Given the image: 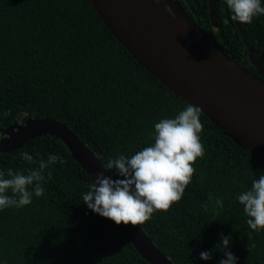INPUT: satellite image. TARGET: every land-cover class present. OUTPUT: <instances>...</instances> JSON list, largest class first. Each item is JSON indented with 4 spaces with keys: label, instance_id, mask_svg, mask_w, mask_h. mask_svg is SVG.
Returning a JSON list of instances; mask_svg holds the SVG:
<instances>
[{
    "label": "trees",
    "instance_id": "1",
    "mask_svg": "<svg viewBox=\"0 0 264 264\" xmlns=\"http://www.w3.org/2000/svg\"><path fill=\"white\" fill-rule=\"evenodd\" d=\"M205 36L248 71V47L225 0H174ZM264 66V16L241 23ZM120 44L90 0H0V136L41 117L65 123L101 162L153 142L154 123L186 104ZM205 148L183 197L138 224L174 264H217L219 234L231 233L237 264H264V230L253 231L235 199L264 173V161L201 112ZM20 151L61 154L45 195L0 211V259L6 264H150L110 218L82 201L91 178L53 135L0 152V168L30 167ZM115 178L114 170H108ZM221 203L217 205L216 200ZM212 250L211 260L199 253Z\"/></svg>",
    "mask_w": 264,
    "mask_h": 264
},
{
    "label": "water",
    "instance_id": "2",
    "mask_svg": "<svg viewBox=\"0 0 264 264\" xmlns=\"http://www.w3.org/2000/svg\"><path fill=\"white\" fill-rule=\"evenodd\" d=\"M173 13L159 0H90L120 44L167 88L198 105L224 134L264 161V79L232 59L209 40L173 0ZM213 2L210 15L214 18ZM238 25L250 62L264 75V66ZM46 135L59 138L95 179L110 175L98 155L63 122L41 117L0 136V152L15 150ZM118 226L150 264H174L137 225Z\"/></svg>",
    "mask_w": 264,
    "mask_h": 264
},
{
    "label": "clouds",
    "instance_id": "3",
    "mask_svg": "<svg viewBox=\"0 0 264 264\" xmlns=\"http://www.w3.org/2000/svg\"><path fill=\"white\" fill-rule=\"evenodd\" d=\"M225 4L231 19L240 23L251 24L254 18L264 16V0H225ZM200 116L201 108L188 103L175 115L161 117L153 125V142L131 155L121 151L109 157L102 166L114 170L115 178L97 172L95 179L86 185L82 201L116 224H142L157 210L167 211L183 197L196 171L195 161L205 154ZM17 155L31 166L17 170L0 168V211L23 208L34 197L45 195L53 166L66 163L59 153L49 152L46 158L28 151ZM235 199L248 217V227L253 231L264 230V173L253 178ZM216 203L219 205L221 201L217 199ZM231 242V233L219 234L223 257L217 264H237L239 258L230 250ZM199 258L211 260L212 250L201 251ZM0 264L6 261L0 259Z\"/></svg>",
    "mask_w": 264,
    "mask_h": 264
},
{
    "label": "rangeland",
    "instance_id": "4",
    "mask_svg": "<svg viewBox=\"0 0 264 264\" xmlns=\"http://www.w3.org/2000/svg\"><path fill=\"white\" fill-rule=\"evenodd\" d=\"M161 3H163L165 6H167L166 5V3L169 5L170 3V1L169 0H159ZM170 6V5H169ZM170 11H172L173 13H177V12H175L174 10H173V8H172V6H171V10ZM178 14V13H177ZM21 126V124H14L13 126H12V128L9 130V132L8 133H11L12 131H14V130H17L19 127Z\"/></svg>",
    "mask_w": 264,
    "mask_h": 264
},
{
    "label": "flooded vegetation",
    "instance_id": "5",
    "mask_svg": "<svg viewBox=\"0 0 264 264\" xmlns=\"http://www.w3.org/2000/svg\"><path fill=\"white\" fill-rule=\"evenodd\" d=\"M173 1H174V0H173ZM174 2H175V1H174ZM166 5H167V6H166L167 9L171 10V5L169 4V5H170V6H169L167 3H166Z\"/></svg>",
    "mask_w": 264,
    "mask_h": 264
},
{
    "label": "bare ground",
    "instance_id": "6",
    "mask_svg": "<svg viewBox=\"0 0 264 264\" xmlns=\"http://www.w3.org/2000/svg\"><path fill=\"white\" fill-rule=\"evenodd\" d=\"M110 171V170H109ZM87 174V173H86ZM161 250V249H160Z\"/></svg>",
    "mask_w": 264,
    "mask_h": 264
}]
</instances>
